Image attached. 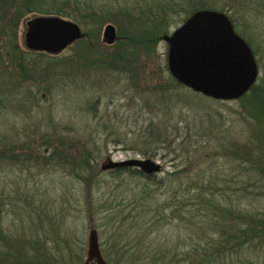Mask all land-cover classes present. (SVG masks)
I'll list each match as a JSON object with an SVG mask.
<instances>
[{"label":"rangeland","instance_id":"obj_1","mask_svg":"<svg viewBox=\"0 0 264 264\" xmlns=\"http://www.w3.org/2000/svg\"><path fill=\"white\" fill-rule=\"evenodd\" d=\"M214 1L225 8L235 31L249 39L255 48H261L255 51L260 64L257 80L264 78V0ZM26 22L19 28L20 44H23ZM106 25L97 34L96 41L101 46L96 47L95 54L74 43L49 58L53 64L66 60L62 64L64 69L60 68L63 73L51 74V78L44 83L47 92L34 89L37 92L36 101H32L28 92L14 93L5 100V106H0V147L5 151L12 148L0 163V192L5 200L4 229L15 236L49 237L50 246L53 241L59 242L65 252L72 251L74 256L75 253L80 254L82 248L80 264L85 261L91 229L97 232L107 264H158L154 262L158 247L171 249V254H165V261L169 264H186L181 257H175V250L181 252L183 236L192 231L191 216L195 215V223L200 221L196 216V207L189 205L181 210L180 213L185 211L182 213L185 221L172 217L170 210L166 211L167 224L158 235L154 232L143 242H138L144 229L141 227V234L136 235L138 227L134 226L136 222L131 217L138 209L139 219L142 220L140 208L144 204L149 205L150 200L133 204L132 194L139 191L140 187L135 185L145 179L130 177L128 173L102 171L101 165L109 158L114 161L151 159L161 166L160 172L155 174L157 180L166 177V173L179 170L181 181H174L175 184L186 181L187 176L200 169L207 170L210 178L225 172L226 177H216V180L222 188H226L227 196L234 200L241 193L237 189L245 182L243 168L248 163L236 160L231 150L253 147L251 142L256 141L258 124L238 101L213 100L185 87L179 92L180 98L175 90L167 94L176 105L169 103L164 107L165 103L158 104L162 100L159 91H146L144 88L154 89L166 79L168 46L163 39L154 45L152 54L139 59L138 73L134 71L133 63L130 67L132 72L129 68L122 73L119 70L84 68L82 57L93 58L101 52H113L117 41L113 45L102 42ZM180 25H172L169 34ZM116 33L118 37L117 28ZM182 98L188 102L183 103ZM208 113L216 116L222 125L214 131H222L220 136L226 137L224 147L206 136L198 144L187 145L184 152L181 147L175 153L160 149L153 156L151 151L154 147L142 144L152 122L165 124L169 120L179 129V135L185 136L188 131L191 134L197 131L185 123L199 124L207 119ZM169 133L172 135L170 140L176 136L173 130ZM61 144L73 156L66 154L64 157L57 151L55 154L54 148ZM80 153L88 154L91 173L81 172L70 164L69 157L73 162L76 158L80 159ZM34 154L38 155V162ZM47 158L52 159L49 161ZM235 190L237 193H234ZM150 191L158 195V204L164 199L172 205L177 204L175 199L173 203L170 201L167 188L152 187ZM257 194H254L255 198ZM242 202L247 209L264 211L263 198L259 197L255 202L243 198ZM178 236L180 244L176 248ZM65 239L71 241L69 247L63 243ZM261 246L258 258L244 252V256H240L242 261L234 263L264 264V243ZM246 256L249 261H246Z\"/></svg>","mask_w":264,"mask_h":264},{"label":"trees","instance_id":"obj_2","mask_svg":"<svg viewBox=\"0 0 264 264\" xmlns=\"http://www.w3.org/2000/svg\"><path fill=\"white\" fill-rule=\"evenodd\" d=\"M199 10L226 12L225 8L217 5L214 0H0V106H3L5 100L14 93L28 92L32 101H36V91L44 89L43 91L47 92L44 83L51 78V74L61 75L63 73L60 68L64 69L62 64H65L66 60H60L56 64L50 63L49 58L56 55L29 51L24 44H20L19 28L30 16H56L77 23L84 32V38L75 44L83 47L84 51H91L92 54H95L96 47L100 48L101 46L97 43L96 38L102 26L108 23L114 24L117 28L118 40L113 45V52L110 54L101 52L93 58L82 57V64L84 68L117 72L119 70L122 73L126 68L132 72L130 67L133 63V69L138 73L139 59L153 53L154 45L169 34L172 25L182 24ZM177 17L180 18L177 19ZM242 37L255 52L252 42L244 36ZM68 62L74 61L69 60ZM75 64L79 66L77 62ZM165 68L167 69V66ZM138 78L136 77V79ZM24 87H27V90ZM144 89L159 91L162 100L158 104L165 103V107L169 103L177 104L172 102L171 97L167 94L175 90L180 98L179 92L185 88L178 84L167 71L163 83L157 84L154 89H150L148 86ZM181 101L188 102L186 98H182ZM236 101L258 124L256 141L251 142L253 147L248 150L235 148L231 150V154L236 160L248 163L247 167L244 165L246 168H243L244 176L242 177L245 182L237 189L241 193L235 197L236 199L233 200L227 196L226 188H222V184L216 180L220 176L226 177L225 172L217 175V178L213 176L210 178L207 176V170L200 169L193 175L187 176L186 181L175 184L174 181L180 180L179 170L166 173V177L158 180L155 179L156 175L146 176L133 168L110 171L112 174L128 173L130 177L139 176L145 179L143 183L135 185L140 188L139 191L132 194L133 204L150 200L149 205L144 204L140 208L142 220L139 219L138 209H135L137 212L131 217L132 221L136 222L134 226L138 227L136 235L141 234L139 231L141 227L144 229L138 242H143L154 232L159 233L167 224L168 219L165 215L168 210L173 215L172 217L175 216L185 221L186 218H182V213L185 211L180 212L183 208L191 205L196 207V216L200 218V221L195 223L193 221L195 215L191 216L192 231L183 236L185 239L182 240V247L180 246L181 252L177 253L178 250H175V257H181L182 262L186 264H235V261H242L240 256H244V252L250 257L258 258L262 251L261 245L264 243V211L247 209L242 199L253 202L259 197L264 199V78L257 80L248 92ZM174 105L173 107H175ZM207 116V119L199 124L193 125L187 121L185 124L191 125L197 131L194 134L188 131L185 136L179 135V129L170 124L169 120L165 124L152 122L142 144L154 147L151 151L153 156L160 149L166 150L167 153H175L181 147L184 152L188 146L198 144L202 141L201 138L206 136L210 137L208 140L219 142L224 147L226 137L220 136L222 131H214L216 128L219 130V126L222 125L216 116L210 113ZM205 122L210 124L206 125ZM169 130L176 132V136L171 140L169 137L172 135ZM192 137L197 139L192 140ZM48 144L50 143L48 142ZM48 144L43 145L47 146ZM62 145H57L58 147L53 149L54 152L57 151L64 157L66 154L73 156L72 152ZM161 145H165V147L160 148ZM173 145L175 147L169 150ZM0 148L1 163L5 154H10L8 152L12 148L6 149V151L5 148ZM185 153L187 154L188 151L186 150ZM80 155V159L76 158L73 162L69 157L70 164L81 172L91 173L88 154L80 153ZM33 156L38 162V155L34 154ZM50 159L52 158L46 160L50 161ZM152 187L167 188L170 193L168 194L170 201L173 203L175 199L177 204L167 203L166 199L158 204V195L150 191ZM237 191L235 190L234 193ZM256 193H258L257 198L254 197ZM2 196L0 192V264H80L82 248L80 254L75 253L74 256L72 251L65 252L64 246H60L59 242L53 241L50 246L49 237H23L8 233L4 229L5 200ZM47 219L50 217L47 216ZM125 232L129 235L127 231ZM63 243L69 247L71 241L65 239ZM179 244L178 236L175 243L176 248ZM156 251L154 262L169 264L165 261V254H171V249L166 250L158 247ZM70 258L73 259L70 260ZM245 259L249 261L247 256Z\"/></svg>","mask_w":264,"mask_h":264},{"label":"water","instance_id":"obj_3","mask_svg":"<svg viewBox=\"0 0 264 264\" xmlns=\"http://www.w3.org/2000/svg\"><path fill=\"white\" fill-rule=\"evenodd\" d=\"M23 44L33 52L57 55L84 38L81 27L56 16H36L25 24ZM116 28H103L102 42L117 41ZM167 43V68L182 87L218 101H233L242 97L258 79L252 52L235 33L229 17L222 12L199 10L189 16L171 34L163 37ZM121 168L137 169L146 176L158 174L159 163L151 159L114 161L107 159L102 171ZM83 264H107L97 232H88L86 257Z\"/></svg>","mask_w":264,"mask_h":264},{"label":"flooded vegetation","instance_id":"obj_4","mask_svg":"<svg viewBox=\"0 0 264 264\" xmlns=\"http://www.w3.org/2000/svg\"><path fill=\"white\" fill-rule=\"evenodd\" d=\"M233 28H234V26H233ZM234 31H235V29H234ZM235 33L236 34H238L236 31H235ZM239 36H240V34H238ZM243 40H244V42L248 45V47L250 48V50H251V52H252V55H253V57H254V60H255V62H256V66H257V70H258V77H259V72H260V64H259V62H258V60H257V57H256V55H255V52H254V50L252 49V47L248 44V42L242 37V36H240ZM255 50H261V48H255Z\"/></svg>","mask_w":264,"mask_h":264}]
</instances>
